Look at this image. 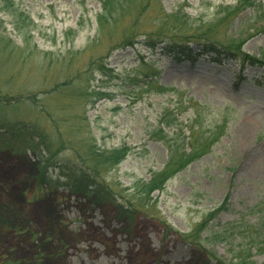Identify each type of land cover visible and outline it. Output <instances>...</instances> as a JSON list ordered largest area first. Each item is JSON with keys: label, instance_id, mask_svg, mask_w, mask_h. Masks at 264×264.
<instances>
[{"label": "rangeland", "instance_id": "obj_1", "mask_svg": "<svg viewBox=\"0 0 264 264\" xmlns=\"http://www.w3.org/2000/svg\"><path fill=\"white\" fill-rule=\"evenodd\" d=\"M11 1L31 22L30 42L23 45L0 11V93L33 97L55 122L26 103L0 109V120L23 121L43 136L0 142V264H236L239 250L213 238L229 227L251 236L241 245L244 263L264 264L262 240L251 232L264 209V66L215 62L199 43L187 44L189 58L147 46L161 34L188 39L210 28L216 43L239 41L244 54L261 58L260 12L231 20L224 9L234 0H153L138 19L132 3L115 29L98 32L97 0ZM255 2L264 12V0ZM129 35L140 37L122 47ZM95 60L110 73L102 77ZM87 80L88 93L101 88L106 97L83 93ZM41 139L58 160L81 166L82 156L90 170L91 147L125 149L97 180L128 214L120 219L115 207L72 193L57 171L48 170L52 185L39 186ZM194 150L198 158L160 190L141 194L171 154Z\"/></svg>", "mask_w": 264, "mask_h": 264}, {"label": "trees", "instance_id": "obj_2", "mask_svg": "<svg viewBox=\"0 0 264 264\" xmlns=\"http://www.w3.org/2000/svg\"><path fill=\"white\" fill-rule=\"evenodd\" d=\"M100 4V13L96 16V24L98 28V32H102L104 30H113L121 20L123 14L126 12L125 8L129 7L132 3H136V8L138 9L136 13V19H138V15H141L142 11L148 9L151 6L153 0H97ZM256 0H234V5L231 8H225V16L229 17L231 20L234 19L238 14L246 9L253 8L257 9L260 12V16L258 21L264 20V12L259 5L256 4ZM0 11L10 17L12 19V24L16 31V34L22 40L23 45H27L30 42V38L28 36V32L26 28L31 25L28 17L24 15V13L19 12L14 3L11 0H0ZM206 34H202L200 36H189L188 39L186 37H180L181 39H174L171 37H162L163 34L156 36L155 42L153 40L148 41L147 46L151 49H155L157 44L162 45L163 54H167L171 57L178 58L179 56L183 57H191V51L187 47L189 43H199L203 49L204 55L214 54L216 57L214 59L215 62L220 63L221 58H229L241 64L240 68L244 70L245 67H254V66H264V55H261V58H256L252 56H248L241 51L242 43L239 41L227 42L226 44L216 43L214 36H212V31L210 28L208 31H205ZM125 36V34L123 35ZM122 36V37H123ZM140 37L138 35H129L124 37L120 42L122 47L129 48L136 43L137 38ZM142 37H145L143 35ZM161 37V38H159ZM99 59V58H98ZM96 66L97 72L105 77L107 73V69L104 66V63L101 61H94L92 66ZM86 81L85 88L83 93L88 94V96L93 97L96 100H101L106 97V94L101 92V88H95L90 93L89 85ZM71 85L70 81H66L59 85H56L52 92H56L59 88L66 89ZM45 94H51L50 92H44ZM28 99V97L26 98ZM26 102L21 101V98H12L7 93H0V109L14 108L19 105H23ZM26 104H30L31 106H38L40 109V114H43L46 120L50 121L52 124L55 122L53 119V115L50 111L42 107L40 103L36 102V100L32 97L29 98V102ZM49 111V112H48ZM56 125V123H55ZM42 133L39 127H31L23 121L12 122L7 120L6 118L1 117L0 120V142L8 141L10 138L15 139H24L26 141L34 142L35 138H43L41 136ZM28 144V143H27ZM45 147L47 150V158H41L39 156V163L37 165V182L39 186L44 185H52L53 182L51 180V176L48 174V170L57 171L58 179L63 178L65 180L64 186L69 188L72 193L81 194L83 197L89 199L95 205H106L112 206L114 211L117 212L118 217L121 219L125 215L128 214L129 211H124V208L119 204L120 198L115 196L114 193L110 190V188L105 185L102 181H98L99 171H105L107 169H112L118 166L126 156L125 149H115L111 151H101L99 149H95L91 147L90 149V158L89 162L93 164V168H91L87 164V158L79 157V162L81 166L76 164H67L65 161L58 160L56 155L51 152L49 145L46 144V141L41 139L40 143L35 145L36 149L39 147ZM63 147V146H62ZM34 151V147H31ZM182 150V149H180ZM178 150H175L177 152ZM196 155V150L192 151L190 154H176V156H172L169 158L166 167L159 173H155L152 175L150 181L147 184L142 186L141 194L145 196V193H151L156 190H160L166 180L171 178L173 175L184 170L191 162H193L198 157ZM84 158V159H83ZM118 202V203H117ZM121 203V202H120ZM130 209V207H129ZM257 221L254 225V228L251 230L252 235L257 240L260 241L257 245L261 250H264V209H260L256 212ZM199 228V227H197ZM246 229L239 228H225L221 232H215L214 241H221L224 244H227L230 248L234 250H239L238 254H236L238 258V262L236 264H245L242 256L244 254V250H241L242 242H245L244 237L247 236L248 239L251 238L250 235H246ZM253 240V239H252ZM254 241V240H253ZM249 243H245L246 245H252ZM1 263V261H0Z\"/></svg>", "mask_w": 264, "mask_h": 264}]
</instances>
